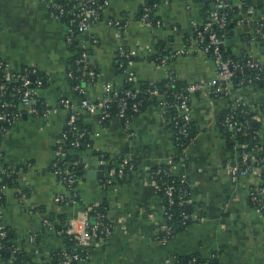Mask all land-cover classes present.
Wrapping results in <instances>:
<instances>
[{"label": "crops", "instance_id": "0c3cea01", "mask_svg": "<svg viewBox=\"0 0 264 264\" xmlns=\"http://www.w3.org/2000/svg\"><path fill=\"white\" fill-rule=\"evenodd\" d=\"M231 1L238 13L234 36L228 38L232 39L229 48L239 58L264 65V40L256 35L257 24L264 20V0ZM101 2L105 4L103 21L93 28L98 44L92 46L90 55V63L99 69L101 78L94 85H83L79 94L84 99L99 102L103 83L122 82L123 76L116 70L121 49L141 50L130 69L137 87L157 83L168 74L187 84L210 86L216 80V62L197 50L165 66L147 59L155 54L157 44L172 54L185 48L186 34L207 25L203 4L195 0H149L158 6L154 10L156 24L147 26L137 19L141 0ZM107 21L125 27L119 31ZM65 35V23L53 17L42 2L0 0V61L12 73L35 68L47 74L48 84L38 100L52 110L44 119L21 109V118L0 137V172L10 170L17 176L18 188L7 189L1 209L13 244L39 264L63 247L55 228L62 224L61 219L70 223L106 205L112 234L102 244L91 245L87 264H175L178 256L189 255L206 261L216 257L221 264H264V215L248 199L249 190L260 183V177L251 173L233 178V168L242 166L245 147L229 148L217 123L218 116L234 102L244 103L259 117L257 138L264 145V88L237 89L231 85L230 97L210 91L200 94L193 104L196 137L192 145L179 152L172 128L155 107L145 109L129 130L119 120L105 124L100 113L89 114L78 107L82 99L70 86L67 71L71 53ZM1 91L2 82L0 97ZM62 99L78 108L77 120L89 130L91 139L89 149L81 153L84 174L73 190L57 181L51 167L69 117ZM98 153L110 159L123 156L135 160L138 167L124 182L107 187L109 170L104 171L107 175L103 179L91 180L86 175L101 160L95 155ZM178 156L180 161H174ZM171 159L175 174L190 183L194 208L192 215L185 210L188 224L168 246L158 240L163 206L150 172ZM58 197L75 198L76 203H57ZM47 220L52 228L45 226Z\"/></svg>", "mask_w": 264, "mask_h": 264}, {"label": "built area", "instance_id": "2783aa9c", "mask_svg": "<svg viewBox=\"0 0 264 264\" xmlns=\"http://www.w3.org/2000/svg\"><path fill=\"white\" fill-rule=\"evenodd\" d=\"M45 4V6L50 11L53 17H57L62 20L66 25V35H65V43L68 48L75 42H79V47L83 50L82 55L75 61L78 66H83V78H88V84L94 85L100 80V73H96L93 70H90V55L86 53V51L91 46H96L98 44V39L93 35V28L103 21V14L105 11V4L100 2V0H38ZM208 2H214L215 0H206ZM142 4V16L140 17V22L144 25L152 26V22L150 19L153 16V11L156 10L157 4H154L153 7H149L146 4V0H141ZM229 8L228 4L223 1H216L213 3V9L210 13V21L207 23L203 32H197L198 42H192L191 46L188 48H183L178 52H175L171 55L170 59L173 60L178 56L184 55L190 50H197L206 55L210 52L213 53L214 61L217 64V78L210 86H204L201 84H188L185 92L175 93L174 99L176 100V108L178 110L177 122L175 124V128L177 129L174 132V143L175 147L178 149V146H181V140L187 139L189 137V130L191 127V122L193 121V104L196 99V95H200L202 93H206L207 91L223 93L226 96H231L233 94L231 85L236 77V72H241L243 69H248V71L252 70H262L264 65H260L255 63L249 59H243L240 61L227 59L222 56L221 48L222 45L225 44L227 38L220 39L215 33H211L209 38V44L205 47L200 46L203 43V34L208 32V29L211 26V23L217 24V26L223 30L226 28L228 24L227 15L223 11ZM109 27H114L115 29L121 31L124 29L125 25L115 23L113 21H107L106 23ZM159 24V22H157ZM256 35L264 40V20L260 21L257 24ZM225 49V48H224ZM141 55V50L138 48L137 50H120V58L121 60H125V62H121L119 64V69L122 70L123 80L121 83L113 84V83H103V97L99 102L93 103L88 99H84L80 102L79 108L83 111L88 112L89 114L100 113V117L102 121H112L119 120L123 122V125L126 130L130 129L131 123L129 122V117L127 116V112L131 111L132 114H139L141 112V107L144 102L139 98V93L131 90L122 91V83L133 81V75L131 74V67L133 65V60L136 56ZM168 62L163 60L160 66L167 65ZM0 73L3 74L1 78L2 81V91L0 97V137L6 134L9 128L21 118L22 114H6L4 110L6 108L12 107V104L7 102H2V98L5 97L8 91H11L12 96L19 98L20 100V109H28L29 112L35 116H40L41 118H48V116L52 113V110L48 108L45 104H42L41 108H35L34 102L39 97V93L43 87L44 81L37 80L35 85H33V81L35 79V75L38 73L35 68H25L21 72L12 73L9 71L8 65L4 62L0 61ZM175 75V74H174ZM245 75V74H244ZM68 77L71 79L73 77L72 72L68 73ZM170 74L166 76L169 78ZM176 78H178L175 75ZM46 78L49 81V76L46 74ZM179 79V78H178ZM247 83H251L250 80H242L240 86H243ZM77 92H82V89L79 87L74 88ZM153 96L158 98L157 106L155 107L160 111V113L164 116L168 109L172 108V105L168 103L167 99H165L164 95L160 94L157 89L153 91H148ZM151 96V97H153ZM61 105L66 107L69 112L68 120L65 124L66 130L62 132L61 138L59 139V144H62L64 140L67 139L68 134H71L74 137V142L72 146L78 148L80 146L79 139L85 136V132H82L77 127V110L78 108L74 105H71L67 100L62 99ZM241 103V102H240ZM239 102H234L231 106L230 110L231 114L228 116L226 120V125L228 128H232L237 132H242L243 127L247 126L248 122L240 123L235 120V111ZM116 105V113L112 111V106ZM22 111V110H21ZM254 120L257 122L259 117L255 116ZM177 136V137H176ZM194 139H191V143L187 146L193 144ZM186 147V148H187ZM242 147H245L242 145ZM185 148V149H186ZM184 149V150H185ZM63 147L59 146L55 153V158L52 163L54 168V173L57 178V181L65 186L68 190H73L75 186L79 182V178L76 174L69 169L71 167V163H65L64 168H57L58 162H63L66 154L62 153ZM250 153V154H249ZM258 155L257 150H253L251 152H243L242 153V166L239 168H233L232 176L236 178L237 176L246 177L251 173L258 174L260 177V183L254 185L248 192V199L253 207L260 214L264 215V179H263V171L261 168V162L256 161L255 158ZM252 160V161H251ZM131 159L125 158L121 162V164L115 162H108L104 160H100V165L109 166L110 174L107 178L105 185L107 187H112L117 183L121 182L125 177V166H129V170H132L134 167L130 165ZM170 165V170L174 171V161L171 159L167 163ZM162 173V171H159ZM167 174L166 171H164ZM152 185L158 191V186L155 181L152 180L150 176ZM184 180V184L178 189L180 194L179 201L181 207H186L190 204V196H191V186L190 183L182 177ZM7 186L0 187V200L3 196H6ZM166 195L172 199L174 188L172 186H168L165 189ZM22 199H25L24 195H22ZM57 203L61 204H74L76 203L75 198L73 199H65L63 197H58L55 199ZM2 205H0V264L5 260L2 259L1 254L3 250H7L8 258L6 261L10 264H15L16 256L22 250L15 246H7L6 240L9 235V229L3 222L2 217ZM164 222L160 227V232H165L167 236H172L173 228L167 225V219L170 216L166 217V212L164 207L162 208ZM103 216L98 214L96 219H101ZM188 215L186 212L182 213V220L184 223L188 220ZM45 226L52 228V224L47 220L44 222ZM113 227L101 229L99 222H90L88 219V215L83 216L78 219H73L69 223L68 233L70 235H74L78 238L79 243L78 246L81 247L82 253L71 255L67 253V251H63V255L61 256L58 264H87L90 259L89 254L83 253V249L85 247H90L93 243L102 244L104 239H109L112 234ZM162 243H168L169 240L163 239ZM50 259L43 261L39 264H47ZM22 264H31L29 262H25ZM37 264V263H36Z\"/></svg>", "mask_w": 264, "mask_h": 264}, {"label": "trees", "instance_id": "16d2710c", "mask_svg": "<svg viewBox=\"0 0 264 264\" xmlns=\"http://www.w3.org/2000/svg\"><path fill=\"white\" fill-rule=\"evenodd\" d=\"M197 2H200L201 4H203L204 8H203V16H204V25L209 23L210 21V13L213 9V3L216 1H220V0H215L214 2H208L206 0H195ZM223 2H225L226 4H228L229 8L225 11H223L224 13H226L227 15V20H228V24L226 26L225 29L221 30L217 24L215 23H211L210 28L208 29V32L203 34V43L200 44V46H207L209 44V38L208 36L211 33H215L220 39L222 38H229L230 37V24H233L235 26V15L238 13L237 9L233 7L232 1L231 0H221ZM101 2V0H100ZM102 3V2H101ZM146 4L149 7H153L154 3H149V0H146ZM154 14L155 12L153 11V16L150 19V21L152 22V25L154 26L156 24V18H154ZM142 16V11L139 12L137 19H140V17ZM198 32H203L202 28L200 27L198 29ZM198 35L197 32L193 31V33L190 34H186L185 36V48H188L191 46L192 42H198ZM92 46L86 51V53L88 55H91L92 53ZM156 51L155 54H153L152 56H148V61L155 63L156 65H161V63L163 62V60H165L166 62H170L172 61L170 59L172 52L168 51L165 52L161 47L160 44L155 45ZM69 51L71 53V57H70V61H69V67H68V71L67 74L69 72H72L73 77L70 79L69 78V82H70V86L72 88V90L77 94L78 96L83 100L84 97L80 96L79 92L75 91L74 88L75 87H79L82 89L83 85L88 84V78H83V66H78L76 64V60L82 55L83 50L79 47V42L75 41L69 48ZM221 54L223 57L225 58H229L232 60H236V61H240L243 60V57H237L233 54L232 49L231 48H225L221 51ZM208 57L212 60H214V56L213 53L210 52L208 54ZM134 60H138V58H135ZM133 60V61H134ZM125 62V60H119V62L116 64V70L118 72L119 75L122 76V70L119 69V64L121 62ZM90 70L95 71L96 73H99V69L96 68L95 66L91 65L89 67ZM3 77V74L0 73V82L1 78ZM250 80L251 83H247L245 84L243 87L246 86H257L259 88H264V68L262 70H252L250 71L247 75L244 74H240V75H236V77L234 78L232 85L239 89L242 88V86H240V83L242 80ZM37 80H43L44 84L43 87H45V85L48 84V80L46 78V74L44 73H40L38 72L35 75V79L33 81V85H35V82ZM188 84L184 81L179 80L178 78L175 77L174 74H170L169 78H164L163 80L157 82V83H152V84H144L141 85L140 87H137L135 82L133 81H128V82H123L122 83V91H127V90H131L134 92H138L139 93V98L144 102L143 106L141 107V112L139 114H132L131 111L127 112V116L129 117V122L131 123L136 117H138L145 109L149 108V107H156L157 106V102H158V98L156 96L151 95L150 93H148V91H153L155 89H157L159 91L160 94L164 95L165 99H167L168 103L172 105V108L168 109L167 112L164 114V118L166 119V121L168 122V126L170 128H172L173 131L177 129L175 128V124L177 122V117H178V110L176 108V100L174 99V94L175 93H182L185 92L187 89ZM221 95V93H218V96ZM153 96V97H151ZM199 95H196V98ZM7 102L12 104V107L10 108H6L4 110V112L8 115L10 114H15V113H20L23 115V112L20 109V100L17 97L12 96L11 91H8L7 95L5 97L2 98V102ZM42 104H44L41 100H36V103L34 105L35 108H41ZM112 111L114 112V114L116 113V105L112 106ZM231 110L228 109L224 112H222L218 118H217V123H218V127L219 130L222 134V136L225 138L227 145L229 148L231 149H235L236 146L239 145H243L245 146L244 151L246 152H251L253 150H257L258 151V155L256 156L255 160L256 161H260L261 162V168L263 171V179H264V145L258 140L257 138V132L259 130V126L257 124V122L254 120V117L257 116V113L255 111H253L249 106H247L244 103H240L237 105L235 111L233 112V114H235V120H237L240 123H246L248 122L247 126L243 127L242 132H237L232 128H228L226 125V120L228 118V116L231 114ZM110 121H103V123L107 124ZM122 122V121H121ZM123 123V122H122ZM77 127L80 131L85 132V136L81 139H79V143L80 146L78 148L72 146V143L74 142V137L71 134H68V137L66 140H64V142L62 144H59L57 146V148H59V146L63 147V151L62 153H65L66 156L63 159V162H58L57 168H64L65 163H71V167H69V169L71 171H73L76 176L80 179V169L78 168L79 164L81 163V153L87 149H89L90 144H91V139H90V132L89 130L84 127L82 125L81 122H79L77 120L76 122ZM67 128H64V130H66ZM189 137L187 139H182L181 140V146H178V151L179 152H183L184 149L191 143V139H195L196 137V129H195V124L192 121L191 122V127L189 130ZM177 137V136H176ZM175 144H177V142H174ZM56 148V150H57ZM241 151V150H239ZM97 156H100L101 160L104 161H108V162H115L118 164H121V162L123 161V159H125L126 157L123 156H119L116 159H110L108 156H103L102 154L98 153L95 154ZM103 156V157H101ZM180 156L176 157L174 159V161H180ZM129 159V158H128ZM252 161V160H251ZM130 165H133V169L129 170V166H125V177L121 182H124L127 178V176L131 175L132 173H134L138 167V162L135 160L131 159V163ZM52 170H54L53 166ZM159 171H162L159 172ZM164 171L167 172V174L164 173ZM150 176L152 177V180L155 181L156 185L158 186V195L160 196V199L162 201V206L165 209L166 212V217L170 216L169 219H167V225L171 226L173 228V234L172 236H167L165 232H160L159 236H158V240L161 241L163 239H167L169 241H171L173 239V237L179 233L180 231H182L188 224V220L184 223V221L182 220V213L186 212V207H181L180 206V201H179V197L180 194L178 192V189L184 184V180L177 176L175 174L174 171L170 170V165L168 164H162V165H158L154 168H152L151 172H150ZM1 186H7V189H16L18 188L17 186V176L15 174V172L13 173L10 170H4L3 172H0V187ZM77 186V185H76ZM75 186V187H76ZM168 186H172L174 188V193H173V197L172 199L169 198L166 193H165V189ZM263 203H264V196H263ZM5 204V196L2 197V199L0 200V205H4ZM107 206L106 205H102L100 208H94L91 209L90 212L87 214L88 215V219L90 222H99V225L101 227V229H106V228H111L113 227V224L110 223L109 219H108V212H107ZM98 214H101L103 217L101 219H96V216ZM63 220L62 224L60 225H56V231L59 232V234L61 235L62 239H63V247L62 249L53 252L50 255V260L47 264H58L59 260L61 258V256L63 255V251H67V253L74 255V254H79L82 253L81 251V247L78 246L79 240L76 236L74 235H70L68 233V229H69V222L66 220V222ZM107 241V239H104V242ZM6 244L7 246H11L13 244L12 239H11V234L9 233L7 240H6ZM14 245V244H13ZM90 247H85L83 249V253L85 254H91L92 249H90ZM8 251L7 250H3L1 257L3 260L6 261V259L8 258L7 256ZM25 262H29L31 264H36L31 257L25 253L24 251H21L17 254L16 256V261L15 264H22ZM175 264H221L218 259L212 258L210 260H201L197 255H189V256H178L176 258Z\"/></svg>", "mask_w": 264, "mask_h": 264}, {"label": "water", "instance_id": "95a60500", "mask_svg": "<svg viewBox=\"0 0 264 264\" xmlns=\"http://www.w3.org/2000/svg\"><path fill=\"white\" fill-rule=\"evenodd\" d=\"M230 36H234V28L235 26L233 24H230ZM232 46V39H227L225 41V44L221 46L222 49L224 48H229ZM249 73L248 69H243L241 72H236L237 75H240V74H245L247 75ZM0 113H1V109H0ZM78 168L80 169V172H79V175L80 176H83L84 174V171H83V168H84V165L82 163L79 164ZM105 170H109L110 171V168L105 166V165H100L99 163L91 170H89L86 175L89 179L91 180H95V179H103L104 176L103 175H107L105 174ZM193 205L192 204H188L186 206V211L189 215H192L193 214ZM168 246L171 245V241H169L168 243ZM8 256V255H7Z\"/></svg>", "mask_w": 264, "mask_h": 264}]
</instances>
